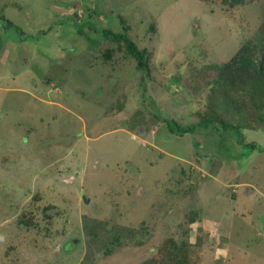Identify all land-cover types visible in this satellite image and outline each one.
Listing matches in <instances>:
<instances>
[{
    "label": "rangeland",
    "instance_id": "374dc122",
    "mask_svg": "<svg viewBox=\"0 0 264 264\" xmlns=\"http://www.w3.org/2000/svg\"><path fill=\"white\" fill-rule=\"evenodd\" d=\"M0 15V264H143L168 238L202 264H264V124L224 128L190 89L264 30V0H0ZM127 31L150 73L112 53L106 33Z\"/></svg>",
    "mask_w": 264,
    "mask_h": 264
},
{
    "label": "trees",
    "instance_id": "16d2710c",
    "mask_svg": "<svg viewBox=\"0 0 264 264\" xmlns=\"http://www.w3.org/2000/svg\"><path fill=\"white\" fill-rule=\"evenodd\" d=\"M207 1H221L231 7L245 2V0ZM121 21L122 24L126 23L123 18ZM0 24L3 31L10 30L14 26L3 15H0ZM128 27L125 26L129 31ZM150 27V32L155 33L156 24L153 23ZM128 31L126 34L118 35L106 33L112 37V43L117 44V48L111 50L112 53L115 54L116 50L123 52L124 55L134 59L139 68L146 69L150 73L153 52L138 48L129 37ZM196 84L195 87H190L193 92H199L204 88L209 90L211 103L207 106L210 112L207 118L218 119L224 128L230 127L235 130H255L262 126L264 124V30H261L253 40L243 43L233 57L219 67L212 64L204 66ZM190 131L191 128H188L183 133ZM251 147L256 149L255 145ZM39 197L37 196V199ZM20 224L33 226L34 218L23 214L20 217ZM192 254V242L168 238L162 243L158 254L147 259L143 264H202L196 261Z\"/></svg>",
    "mask_w": 264,
    "mask_h": 264
}]
</instances>
